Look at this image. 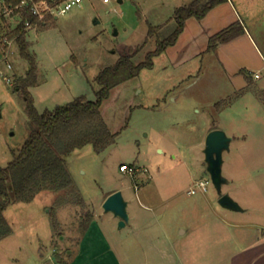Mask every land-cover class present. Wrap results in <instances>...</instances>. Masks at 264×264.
I'll return each instance as SVG.
<instances>
[{"label": "rangeland", "instance_id": "obj_1", "mask_svg": "<svg viewBox=\"0 0 264 264\" xmlns=\"http://www.w3.org/2000/svg\"><path fill=\"white\" fill-rule=\"evenodd\" d=\"M192 1L83 0L47 24L28 28L40 66L38 84L30 87L38 110L80 95L95 100L99 72L124 53L144 61L175 30V10ZM214 7L201 32L213 35L241 18L264 54V0H223ZM232 9L238 17L230 22ZM20 21L21 14H0V35ZM150 25L160 28L148 35ZM188 37L111 89L101 110L110 130L119 132L116 142L102 152L88 143L66 156L78 192L43 189L32 200L19 201L9 184L4 215L12 232L0 240V264H68L88 215L102 235L89 252L97 250V256L89 255L91 264H264V67L255 71L263 61L246 38L232 44L231 60L217 48L187 57ZM8 51L5 58L0 47V71L15 81L29 64L15 40ZM0 113L5 167L31 126L25 99L1 73ZM214 128L233 137L224 151L222 193L242 211L218 201L204 153ZM123 163L147 170L130 175L120 170ZM200 180L206 189L189 193ZM116 190L129 202L130 220L123 228L103 208Z\"/></svg>", "mask_w": 264, "mask_h": 264}, {"label": "trees", "instance_id": "obj_2", "mask_svg": "<svg viewBox=\"0 0 264 264\" xmlns=\"http://www.w3.org/2000/svg\"><path fill=\"white\" fill-rule=\"evenodd\" d=\"M20 1L22 0H11L13 3ZM47 1L57 5L64 0ZM221 1L223 0H193L188 5L178 7L174 13L177 23L175 30L168 37L159 40L157 47L148 52L144 61L137 63L133 60V53H124L114 64L99 72L95 78L100 86L95 100L80 95L65 105L44 111L38 110L30 91V87L38 84L39 63L36 54L30 49L28 28L25 26L26 19L35 22L37 17L31 12V2L22 8L21 21L14 29L2 35L16 41L21 57L29 64L26 74L16 79L13 87L25 99L31 128L23 145L13 150V159L5 167L0 166V240L12 232V227L4 215L11 202L9 184H12L14 197L19 201H30L43 189L78 192L66 156L88 143L93 144L96 152H102L116 142L119 132L110 130L101 110L111 89L138 76L143 68L152 67L153 58L176 43L188 18H203ZM54 18L48 14L40 24L45 25L49 19ZM155 29L156 27L150 25L148 35H153ZM242 32L244 27L240 22L232 23L210 37L208 49H214L220 42H226ZM92 220L93 217L88 215L83 222V234Z\"/></svg>", "mask_w": 264, "mask_h": 264}, {"label": "crops", "instance_id": "obj_3", "mask_svg": "<svg viewBox=\"0 0 264 264\" xmlns=\"http://www.w3.org/2000/svg\"><path fill=\"white\" fill-rule=\"evenodd\" d=\"M214 8L210 9L209 10L210 12H208L201 20L197 21V23H195L196 21L193 22V20H195L194 16L188 18L186 21V25L184 27V30L180 33L176 44H174L173 46H169L166 49L171 50L172 48H175L177 46V44L180 42V40H182V36H184V34L187 33V34H189V37L187 38V41H186V44H187L186 47L187 48L184 51L185 56L187 55V57L193 58V57L201 54L203 51H210V49H208V46H209L210 37L212 35L208 31H211V30H208L207 32H205V31L201 32V30H202V27L207 28L208 23H206V20L209 16H211L213 14ZM56 16L57 15L54 16L55 19H56ZM237 17H238L237 12L234 9H232L230 11L228 21L231 22L232 19L235 20V19H237ZM173 19L175 20V18H173ZM239 21L244 27V32H242L238 36H236V37H234V38H232L226 42H220L216 47L217 49L216 48H214V49H216L218 51H223L225 49V56L228 57V54L230 53V48L233 46L232 44L237 43L242 38H246L247 40H250L253 44H255V46L257 47V48L255 47V48L258 50V54L263 61L262 65L255 70V71H260L261 68L264 67V54H263L261 48L259 47L258 42L255 40L253 34L251 33V30L244 24V22L241 18L239 19ZM224 27H226V25L223 26V28ZM159 28H160V26H158V27L156 26L155 33H156V30H159ZM210 29H212V28L210 27ZM228 59L231 60L230 56L228 57ZM75 61H76V58H75ZM176 61L178 62V61H180V59H178ZM224 65H225V67L228 66V64H226V63ZM39 69H40V66H39ZM227 71H228V68H227ZM100 231H101V226L99 224H97L96 219L93 218L88 229L80 238V242L78 244L77 251L68 264H91L88 261L90 259L89 255L92 253V254L97 256V254H96L97 250H95V252H91V253H89V252L92 251L91 249L94 250L96 248L97 244H99L100 238L102 236Z\"/></svg>", "mask_w": 264, "mask_h": 264}, {"label": "water", "instance_id": "obj_4", "mask_svg": "<svg viewBox=\"0 0 264 264\" xmlns=\"http://www.w3.org/2000/svg\"><path fill=\"white\" fill-rule=\"evenodd\" d=\"M120 2L122 1L120 0ZM116 33L117 31H115ZM232 139L233 137L221 128L211 129L205 139L204 153L213 184L220 193L219 203L226 208L242 211L243 207L237 200L229 193H222L223 185L227 182V178L223 175L224 151L230 148ZM128 204L129 202L125 199L123 191L116 190L105 199L103 208L107 212H113L119 218V227L123 228L130 220Z\"/></svg>", "mask_w": 264, "mask_h": 264}, {"label": "built area", "instance_id": "obj_5", "mask_svg": "<svg viewBox=\"0 0 264 264\" xmlns=\"http://www.w3.org/2000/svg\"><path fill=\"white\" fill-rule=\"evenodd\" d=\"M83 0H64L63 2L53 5L47 0H41V1H34V0H22L19 3H13L11 0H0V14H3L5 16H13L21 14L22 8L29 4L31 12L37 17V20L35 22H32L30 19L25 20V26L27 28H33L38 26L41 22H43L48 14H51L53 16L55 15H63L70 11L75 5H79ZM120 1V0H118ZM123 1V0H121ZM104 3H109L111 0H103ZM14 39H8L6 36L1 35L0 36V47L4 51L5 58H7V55L9 53V45L12 44ZM8 68H11V63H7ZM1 75L4 76V78L11 82L12 85L14 84V80L12 78L7 77L2 71H0ZM259 72L255 73V77H259ZM120 170L124 173L134 175L138 171H146L147 169L144 167H138L135 165H130L127 163H123L120 165ZM207 187V182L200 180L197 181L189 190V193L194 194L197 189L205 190Z\"/></svg>", "mask_w": 264, "mask_h": 264}]
</instances>
